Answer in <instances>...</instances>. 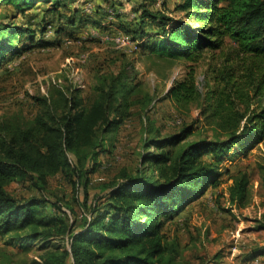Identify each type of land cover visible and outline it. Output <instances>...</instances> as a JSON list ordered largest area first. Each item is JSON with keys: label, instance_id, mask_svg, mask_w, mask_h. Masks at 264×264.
Masks as SVG:
<instances>
[{"label": "trees", "instance_id": "1", "mask_svg": "<svg viewBox=\"0 0 264 264\" xmlns=\"http://www.w3.org/2000/svg\"><path fill=\"white\" fill-rule=\"evenodd\" d=\"M78 1L1 0L17 15H0V66L34 46L62 43L45 40L54 23L47 17L39 29L15 21L19 14L32 17L29 11L39 3L57 17L70 8L65 23L56 24V37L72 38L78 26L99 24L83 9L71 7ZM105 1L115 5V0ZM151 1L156 0H145ZM145 2L133 8L139 13L138 25L122 26L142 41L144 50L193 62L219 52L211 54L219 60L211 79L214 87L206 78V93H201L192 67L165 96L180 109L201 99L202 114L214 134L191 140L196 120L169 133L150 123L135 167L122 168L108 191L93 197L88 186L101 166L107 140L134 116L135 105L147 106L131 99L138 85L132 59L118 72L99 74L87 99L80 87L56 85L47 95L34 97L39 106L34 118L0 113V235L21 251L37 252L23 264H183L180 241L163 231L165 223L206 199L208 190L221 183L224 163L238 152L264 149V0H181L175 8L182 13L179 17L150 9ZM147 100L154 102L149 95ZM148 110H142L143 120ZM60 173L88 209L77 232L73 223L64 222L58 211L62 207L44 195L49 179ZM27 181L37 194L18 197L9 191L14 182ZM249 185L247 171L233 178L228 190L233 206L246 205ZM257 228L264 230V220ZM260 255L254 249L247 260Z\"/></svg>", "mask_w": 264, "mask_h": 264}, {"label": "rangeland", "instance_id": "2", "mask_svg": "<svg viewBox=\"0 0 264 264\" xmlns=\"http://www.w3.org/2000/svg\"><path fill=\"white\" fill-rule=\"evenodd\" d=\"M79 1L81 5V0ZM161 1V8L153 1L146 3L145 0H115V5L104 2L103 6L90 1L94 12L89 16L99 24L90 22L82 25L77 36H63L60 45L34 46L0 66V113L17 114L32 119L39 111L34 97L47 95L53 86L80 87L83 97L87 99L99 74L118 72L126 60L134 61L138 85L131 94V99L143 100V104L147 106L135 105L134 116L115 130L107 140L106 152L100 158L101 166L91 175L88 186L93 197L104 195L108 191L107 185L118 176L122 168L135 167L142 151L145 127L150 123L164 133H169L196 120L195 133L191 140L211 137L214 134L213 127L207 125L206 115L202 114L201 99L180 109L169 99H165V96L172 83L183 80L192 67L196 70L201 93H206V78L210 87H214L211 79L219 60L211 57V54L219 52L205 53L198 62L184 58L159 57L142 47L118 48L110 39L104 38L105 36L94 38V33L89 32L91 29L109 30L105 27L104 20L107 19L110 9L117 11L114 15L117 18L120 13H126L128 20L125 22L129 25L128 21L139 16L138 12V16H133V8H138L143 2L155 11L163 9L170 16L182 15L175 10L178 4L176 0ZM46 7L47 5L39 3L29 11L33 14L32 17L28 19L24 14H19L15 21L29 23L39 29L42 18L47 17L54 21L48 27L49 30L55 29L58 23H65L67 15L70 14V8H63L60 10L61 15L57 17L47 13ZM121 8H124V12H118ZM5 13L17 15L13 6L0 2V15ZM112 23L113 29L120 30L119 20H113ZM136 23L138 25L139 22ZM129 35L135 39L132 34ZM54 39L55 36L51 35L48 41ZM22 43L29 45L25 40ZM148 95L154 98V102L147 100ZM144 108L149 110L143 120ZM231 160L224 163L219 176L221 183L217 188L208 190L206 199L176 221L165 223L163 231L171 237H178L180 241V260L183 264H264V230L257 228L260 221L264 220V149L261 150L258 146L245 154L238 152ZM240 171L249 173L250 185L247 203L239 208L230 203L228 190L233 178ZM9 191L18 197H28L37 194L38 189L27 181L14 182L9 186ZM44 195L62 207L58 211L66 224L73 223L75 232L82 229L88 209L82 205L83 200L77 201L76 191L64 173L49 179ZM49 207L51 209L50 205ZM8 241V236L0 235V264H8V261L12 264V257L15 261L13 264H23L38 255L35 251H21L20 245H8ZM53 241L60 239L53 236ZM254 249L259 250L262 255L248 261L247 257Z\"/></svg>", "mask_w": 264, "mask_h": 264}, {"label": "crops", "instance_id": "3", "mask_svg": "<svg viewBox=\"0 0 264 264\" xmlns=\"http://www.w3.org/2000/svg\"><path fill=\"white\" fill-rule=\"evenodd\" d=\"M90 1H92L93 3H95V4H98V5H102L103 6V4H104V2H106L105 0H82L81 1V5H79V3H80V1H78V2H75L74 4H72L71 6H72V8H73V6L74 7H78V8H81V9H83V12L84 13H86L85 12V10H84V2H87V3H90ZM168 1H171V0H168ZM177 2H180L181 0H176ZM164 2V1H163ZM83 3V4H82ZM135 9H137V6L136 7H134ZM124 10V8H121V10L119 11V12H124L123 11ZM70 12V11H69ZM126 12V11H125ZM71 14V13H70ZM133 16H138V14H137V11H133ZM135 18V17H134ZM94 20V19H93ZM113 20L115 21V20H119V27H120V30H118V31H116L115 29H113V26H114V23H112L113 22ZM128 19H127V15H126V13L124 14V13H122L121 15H119L118 16V18L117 17H114V16H111L110 15V13L108 14V17H107V19H105L104 20V24H105V27L107 28V29H109V30H107V31H100V30H98V29H91V30H89V32H93L94 34L92 35V37H94V38H103L105 35H108V34H112V35H127V33H126V31L122 28V26H127V23L125 22V21H127ZM129 23V25H132L133 26V24L135 23V22H137V20L136 19H134V20H131V21H128ZM150 27V26H149ZM82 28V26H79V28H76V30H75V34H74V36H77V34H78V30L79 29H81ZM51 29V28H50ZM48 30L47 29V32H46V35H45V40H47L48 41V39H50V36L51 35H54L55 36V39L56 38H58V39H62L63 38V36H66V35H60V36H57L56 37V34H55V29H51V30ZM53 30V31H52ZM116 31V32H114V31ZM124 31V32H123ZM87 32V31H86Z\"/></svg>", "mask_w": 264, "mask_h": 264}, {"label": "built area", "instance_id": "4", "mask_svg": "<svg viewBox=\"0 0 264 264\" xmlns=\"http://www.w3.org/2000/svg\"><path fill=\"white\" fill-rule=\"evenodd\" d=\"M161 0H156L155 3L157 7L161 8ZM84 10L87 14H92L94 12V6L91 3L84 2ZM115 9H110L109 13L111 16L116 14ZM119 12V11H118ZM104 38L110 39L113 43L117 45L118 48H138L141 47L140 44L142 41L139 39H133L130 35H105Z\"/></svg>", "mask_w": 264, "mask_h": 264}]
</instances>
